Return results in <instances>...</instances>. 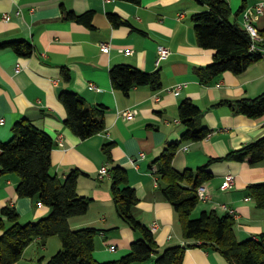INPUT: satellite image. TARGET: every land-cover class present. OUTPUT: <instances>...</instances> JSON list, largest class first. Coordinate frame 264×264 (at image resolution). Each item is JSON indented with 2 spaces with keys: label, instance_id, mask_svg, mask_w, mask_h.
<instances>
[{
  "label": "crops",
  "instance_id": "1",
  "mask_svg": "<svg viewBox=\"0 0 264 264\" xmlns=\"http://www.w3.org/2000/svg\"><path fill=\"white\" fill-rule=\"evenodd\" d=\"M225 1L232 23L246 29L245 15L251 12L264 36V0ZM206 11L208 7L198 0H0V44L23 41L34 47L30 57L13 49L0 50V144L15 138L14 128L21 121L31 122L55 139L52 174L65 181L73 170H80L78 194L91 200L88 213L71 218L69 224L73 230H100L94 252L100 263L129 255L133 243L142 238L118 213L112 194L116 166L127 171L136 191L139 202L134 216L152 231L156 227L153 234L159 253L147 264H154L170 247L196 244L184 238L178 213L164 198L153 170L164 150L182 140L186 128L179 108L184 101L202 110L204 125L211 132L201 142L182 144L173 162L177 171H196L212 159L264 138V116L235 114L229 104L264 94V57L241 74L226 72L209 84L203 82L200 72L214 63L216 53L200 47L193 18ZM69 12L93 13L94 27L67 20ZM111 16L122 24L114 26ZM104 45L110 47L108 53ZM160 47L171 55L158 64ZM121 65L149 74L159 72L162 88L135 87L129 95L115 89L111 70ZM64 93L81 95L89 108L106 107L105 131L87 140L76 136L65 125ZM127 110L138 111L134 120L124 117ZM60 136L64 146L58 143ZM108 144H113L112 159L104 150ZM104 167L109 168L107 176L101 174ZM209 170L215 176L205 184L209 198L200 201L193 218L204 211L225 215L226 207L236 213L238 240L258 238L264 232V209L257 207L248 188L264 183V162H215ZM229 175L234 176V184L223 190ZM20 181L15 173L0 179V212L14 207L23 224L48 217L49 207L18 196ZM3 233L0 230V237ZM62 248L59 237L51 238L45 247L37 240L16 264H38ZM184 264L230 263L218 252L189 247Z\"/></svg>",
  "mask_w": 264,
  "mask_h": 264
},
{
  "label": "trees",
  "instance_id": "2",
  "mask_svg": "<svg viewBox=\"0 0 264 264\" xmlns=\"http://www.w3.org/2000/svg\"><path fill=\"white\" fill-rule=\"evenodd\" d=\"M139 3L140 0H129ZM208 7V11L194 16L193 21L200 47L214 50L215 61L205 68L200 77L209 84L226 72L241 74L262 56L251 50L252 38L247 29L232 23L231 10L225 0H198ZM93 13L77 16L73 12L66 19L93 28ZM114 26L122 24L111 16ZM264 48V43L259 45ZM13 49L18 54L30 57L34 47L27 42L0 44V50ZM66 74V80H69ZM115 89L129 95L135 87L150 86L154 90L162 88L159 72L146 73L135 67L121 65L111 70ZM61 101L68 111L65 125L79 138L87 140L106 129L104 116L107 108H89L85 99L75 93H64ZM235 114L258 119L264 116V94L255 99H242L229 103ZM179 117L186 128L180 142L170 144L163 154L154 161V175L161 187L164 198L178 213L184 238L199 247L220 253L230 264H264V232L258 238L240 241L237 238L235 216L227 212L219 215L216 211H204L193 218L200 199L198 188L205 186L215 176L209 170L215 162L249 161L255 165L264 162V138L230 152L224 158L212 159L198 170L177 171L174 159L183 143L201 142L211 130L204 125V114L192 101H184L179 108ZM15 138L1 143L0 179L9 174H17L20 183L17 188L20 198H32L50 208V215L36 223L23 224L14 207H6L0 212V264H16L23 259L25 251L37 240L45 247L53 237H59L63 248L51 259L41 258L38 264H147L159 253V246L153 231L134 216L138 205L135 189L130 185L128 173L120 166L113 168V199L121 218L142 238L132 245L131 253L122 259L100 263L94 258L96 238L100 230L82 228L73 230L69 220L88 213L91 200L78 194V179L82 172L75 169L61 181L52 174V152L55 139L29 121L19 122L15 128ZM113 144L104 147L111 158ZM249 196L258 208L264 209V183L251 185ZM7 223L11 226L8 227ZM186 246L166 249L154 264H184Z\"/></svg>",
  "mask_w": 264,
  "mask_h": 264
},
{
  "label": "built area",
  "instance_id": "3",
  "mask_svg": "<svg viewBox=\"0 0 264 264\" xmlns=\"http://www.w3.org/2000/svg\"><path fill=\"white\" fill-rule=\"evenodd\" d=\"M259 11L261 12V10H259ZM5 19L9 20V16H6ZM245 27L248 30V32L250 33L251 38L253 40L251 50L254 52H259L261 54V56L264 57V48H259V45L264 43V36L260 33V31L255 26L254 15L251 12H248L245 15ZM103 49L106 53H108L110 50V47L108 45H104ZM127 53H131V52L127 51ZM170 55H171L170 50H168L165 47H160L159 48L158 64H160L161 61L168 59ZM180 89H181L180 86L175 88L176 92L179 91ZM123 115L127 120H134L136 118V116L138 115V111L137 110H127L126 112L123 113ZM58 143L60 146H64L62 136H60ZM144 156L145 155L142 154L141 158H144ZM134 163L137 164V160H135ZM101 174H102V176L109 175V168L104 167L101 171ZM233 184H234V176L229 175L226 179L225 184L221 188L223 190H228L229 188H231L233 186ZM198 196H199L200 201L208 200L209 196H208L206 186H202V187L198 188ZM225 210L236 217V213L234 212V210H230L226 207H225ZM155 229H156V227L153 229V231H155Z\"/></svg>",
  "mask_w": 264,
  "mask_h": 264
}]
</instances>
